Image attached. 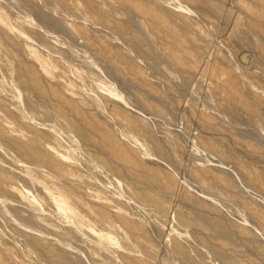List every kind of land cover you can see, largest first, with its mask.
<instances>
[{
  "label": "rangeland",
  "instance_id": "1",
  "mask_svg": "<svg viewBox=\"0 0 264 264\" xmlns=\"http://www.w3.org/2000/svg\"><path fill=\"white\" fill-rule=\"evenodd\" d=\"M9 1L0 0V264H187L184 252L229 264L211 245L233 263L264 264V0H139L167 19L170 38L92 0L125 27L118 39L100 31L87 0L73 1L87 21L48 0H36L42 18ZM40 25L68 60L15 32ZM141 29L177 78L133 45ZM242 30L252 44L236 42ZM19 201L37 223L13 212Z\"/></svg>",
  "mask_w": 264,
  "mask_h": 264
},
{
  "label": "bare ground",
  "instance_id": "2",
  "mask_svg": "<svg viewBox=\"0 0 264 264\" xmlns=\"http://www.w3.org/2000/svg\"><path fill=\"white\" fill-rule=\"evenodd\" d=\"M10 1L16 3L19 8H24V9L26 8L27 10H30L33 13H35L38 17L42 18V15H43V12H44L42 7L44 6L45 3H42L43 6H41L36 0H10ZM48 1L53 2L58 8L68 10L69 12H72L76 16H78V17H80V18H82V19H84L86 21L91 18V15L89 14V10L87 8L85 9V8H79V7H77L74 4V2H73L74 0H48ZM87 1H89L91 3L92 7H95V9L98 10L101 13L99 15L100 16V19H99V24H100L99 28H100V31H102V32H104L106 34H110L111 33L110 30L113 29L115 33L114 34L111 33L110 35H112L114 38H117L118 39V38H120L122 36H125V33H124L125 32L124 31V28L125 27L123 28V25L122 24L118 25L114 21L110 20L109 17L107 16V14L105 13L104 9L101 6L95 4L92 0H87ZM106 1H108L111 4L117 6L120 9V11H122V12L125 11L126 14H127V18L126 19L129 22H131V23H133V22L136 23V26H138V24L140 23L139 19H137V17H136L137 16V13H138V14H141V15L145 16L147 18V20L149 19V22H152L153 24L156 23V24H159L160 26H162V29L163 30L165 29L164 30L165 31L164 35H165L166 38L173 37V29L170 28V25L167 22V19L166 18L165 19L164 18L160 19L161 18V15L158 14V12L152 11L151 9H149V7H147L141 1H139V0H137V1H135V0H106ZM133 1H135V3H133ZM4 2H5V0H4ZM132 4H134V5H132ZM4 6H6V5L0 4V12H4V10H5V7ZM210 7H211V5H210ZM6 8H7V6H6ZM256 10H257V8H256ZM241 12H243V11H241ZM262 19L263 18L261 17V20ZM96 27H98V26H96ZM171 27H173V26H171ZM255 27H256V25H255ZM16 30H15V32L16 33L18 32L17 34L19 35V37L23 38L24 40L31 41V42H33L35 44H38L39 46L43 47V49L46 50L47 52H50L51 54H57V56L61 57V59H65V60H68L69 59L68 57H64L62 55H59L58 54L60 52L59 50H57V52H54L56 49L51 46V39L47 35V32L45 33L42 25H40L36 29H32L30 27H22L20 31H16ZM141 31H142L141 33H143V35L145 37L144 38L143 37H140V38L135 39L133 41V45L136 46V47H140V46L141 47L142 46L145 47L144 49L142 48V54L148 58V61H149L150 65H152L153 67H155L160 73L167 74V75L171 76L172 78H173V76L175 78H177V76L175 75V71L172 70L169 67L170 64H168L167 62H164L162 60L161 56L156 52V49L155 48H152V45L153 44L156 45L155 44V41H154V38L152 36H150L149 33H148V31H146L145 29H141ZM200 34L202 35V33H200ZM174 36H177V35H174ZM250 40L251 39H250V35H249V32L248 31L242 30L241 32H239L236 35V42L238 44H252ZM162 44H164V43H162ZM44 47H46V48H44ZM170 61H171L170 63L172 65H173V62L174 63L177 62V60L175 58L173 59V57H171ZM179 66H180V64H179ZM20 89L21 88L19 87V90ZM217 109H220V108H217ZM229 109L228 110L227 109H224L223 112L229 114V116L232 117V119L235 121L236 124H248L249 125V119H247L248 117H247V115H245V113L242 114V112L239 113L235 109L234 110H231V109L229 110ZM43 118L44 119H50L51 118L50 117V114L48 113V111L46 110V108H43ZM226 119H228V118H226ZM161 122H163V121H161ZM253 125H256V123L254 122ZM255 130L257 131L256 128H255ZM215 163H217V162H215ZM218 164H219V162H218ZM13 212L18 217H20L22 219V221L25 224H27V225H33V224L37 223V218L35 217L34 213H32V212H30V211L27 210L26 205H25V203L23 201H19L18 206L13 210ZM44 215L47 216L50 219H53V220L58 221L57 218H55L54 216H52V215H50L48 213H44ZM59 222L61 223L60 220H59ZM209 224L211 226H213V228L215 229L216 235H218L219 237H225V236H228L229 235V232L227 231V229L224 227L223 224L218 223V222H215V221H209ZM65 227L67 228V230L70 233V235L73 238H76V234L71 230V228H69L67 225H65ZM209 250H210V254L212 256H216V257H218V258H220L222 260H225V261L229 262V264H239V263H233V261H232V259L230 257H225L224 255L220 254V252L218 251V249L215 246H212V245L209 246ZM182 257L185 259V261H186L187 264H198L199 262L204 263V260H205L204 257H202V256L193 257V256H190L186 252L182 253ZM61 259H63V258H61Z\"/></svg>",
  "mask_w": 264,
  "mask_h": 264
}]
</instances>
